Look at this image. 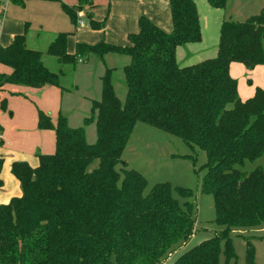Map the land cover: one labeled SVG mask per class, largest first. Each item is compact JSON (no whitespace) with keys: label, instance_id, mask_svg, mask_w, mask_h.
<instances>
[{"label":"trees","instance_id":"1","mask_svg":"<svg viewBox=\"0 0 264 264\" xmlns=\"http://www.w3.org/2000/svg\"><path fill=\"white\" fill-rule=\"evenodd\" d=\"M207 1L220 9L227 2ZM168 2L170 32L141 16L125 46L77 43L68 53L71 32L66 31L48 45L45 54L71 66L86 62L89 54L128 56L122 69L125 97L116 96L114 69L106 68L100 98L91 101L82 126L70 127L62 115L53 124L39 111L38 127L55 132V151L38 155L34 168L25 162L11 166L21 196L0 205V264H161L191 237V204L185 202L183 209L168 182L146 191V178L121 158L137 122L177 136L206 156L202 192L212 195L215 222L223 229L171 264H219L221 242L226 262L234 260L230 232L264 224V164L242 170L246 161L264 159V87L241 100L229 74L232 62L248 69L264 65V6L243 21L223 19L217 55L181 67L176 48L201 40L199 18L192 0ZM89 3L60 5L75 25L77 12ZM89 24L101 27L91 17ZM42 55L26 47L25 32L0 46V63L11 68L10 74L0 73V90L6 83L58 85L57 73L44 65ZM0 104L4 108L5 100ZM93 122L96 138L88 143L84 126ZM2 164L0 158V170ZM176 191L183 198L191 195L188 188ZM246 264H257L250 246Z\"/></svg>","mask_w":264,"mask_h":264},{"label":"crops","instance_id":"2","mask_svg":"<svg viewBox=\"0 0 264 264\" xmlns=\"http://www.w3.org/2000/svg\"><path fill=\"white\" fill-rule=\"evenodd\" d=\"M192 1L197 8L201 40L176 48V62L181 67L217 55L220 25L225 17H231L235 21H243L249 17L237 13L229 5L230 0L221 9L212 7L207 0ZM46 3H55L57 7H49ZM60 3L75 6L78 0H23L22 4L0 0V46L8 45L15 35L25 32L26 47L43 53L41 58L44 65L55 72L47 65V62L52 63V59L44 53L59 32H71L67 37L66 48L68 53H74L77 43L94 45L103 41L113 45H127L128 35L139 29L138 21L141 16H145L165 32H170L173 26L168 0H90L89 4H84L77 12L75 25L63 12ZM26 4L42 7V14L38 19L30 20L20 11L15 16L11 15V10L15 7L24 8ZM44 7L48 8L45 12ZM89 17L101 23V27L92 28ZM128 63L129 57L122 54L107 53L102 57L89 54L86 62L79 61L71 69L66 65L58 69L55 72L58 75V85L45 84L37 88L11 83L3 85L0 90V102L5 100L4 108L0 104V158L3 159L0 170V205L8 204L12 198L21 196L20 182L11 172L14 162H25L34 168L39 162L38 155H48L55 151V132L38 127L39 111L49 116L53 124L62 115L70 127L82 126L83 119L90 113L91 101L100 98V78L105 69L113 68L115 72L117 69L122 70ZM242 67L245 66L241 63H230L229 74L237 81L239 98L246 100L254 95L256 88L264 87V65H257L252 69L251 74L260 68L262 75V82L259 80L253 88L242 81L240 83L238 74L243 72ZM0 73L10 74L11 68L0 63ZM65 76L68 82L63 84L61 79ZM80 77L83 78L82 81ZM248 83L252 85L254 82L248 80ZM79 104L82 105L81 108ZM92 126L95 130L94 122L84 126L87 142L86 133ZM95 138L96 134L88 143H93ZM169 257L165 260L168 261Z\"/></svg>","mask_w":264,"mask_h":264},{"label":"rangeland","instance_id":"3","mask_svg":"<svg viewBox=\"0 0 264 264\" xmlns=\"http://www.w3.org/2000/svg\"><path fill=\"white\" fill-rule=\"evenodd\" d=\"M230 1L229 5L234 7L237 13L246 14L247 16L258 14L264 6V0ZM48 5L49 7H52V5L57 7L55 3ZM47 7L43 8L44 12L49 8ZM226 9H228V6ZM17 11H20L21 14L32 20L40 17L42 7L26 4L24 8L15 7V9L11 10V15L15 16L18 13ZM48 57L52 59V63L47 62V65L55 72L63 65H66L68 69L72 68L69 64H60L53 56L48 55ZM242 68L243 72L238 74L240 83L242 81L246 86L253 88L259 80L262 82L260 68L252 74V69ZM252 75L255 76L253 77ZM80 78L82 81L83 78ZM248 80H252L254 83L251 85L248 83ZM61 82L63 84L68 82L67 76L62 78ZM112 84L116 96L123 101L126 86L121 69L113 72ZM78 95H80V91ZM78 106L81 108L82 105L79 104ZM81 123L82 121L79 124ZM86 137L88 142H91L90 140L95 137L94 126L87 130ZM121 158L123 162H126L127 168H133L139 171L146 178V191L156 183L168 182L172 188V196L178 201L180 206L184 209L185 202H188L192 206L194 219L193 234L186 242L178 244L170 253V257L168 256L169 260H163L161 264H171L181 253L198 244L200 241L216 235L223 229L221 225L215 222L212 195L202 192V181L206 172L203 165L206 162V156L201 149L196 146L191 148L177 136L168 134L148 124L137 122ZM263 164V158L253 162L246 161L242 170L249 172L256 166ZM119 167H123V165L120 164ZM179 187L190 189L191 195L187 198L181 197L176 191V188ZM230 237L235 259L226 262L223 253V242H221L219 264H246V251L249 246L253 251L256 263L264 264V224L251 228H235L230 232Z\"/></svg>","mask_w":264,"mask_h":264}]
</instances>
